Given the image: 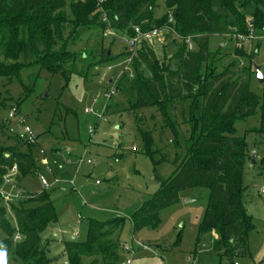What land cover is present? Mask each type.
Wrapping results in <instances>:
<instances>
[{
    "label": "trees",
    "instance_id": "obj_1",
    "mask_svg": "<svg viewBox=\"0 0 264 264\" xmlns=\"http://www.w3.org/2000/svg\"><path fill=\"white\" fill-rule=\"evenodd\" d=\"M159 1L0 0V79H18L22 83L24 69L32 67H38L41 72L60 74L67 82L77 74L76 56L67 50L64 37L65 23L71 22L68 9L78 27L70 40L90 31L106 33L111 29L119 35L131 36L136 26L144 31L171 26L176 40L179 39L182 45L172 58L174 66L171 62H161L153 49L145 45L146 42L142 43L143 49L132 58L133 74H123L115 85L116 95H123L127 99L126 105L108 104L103 113L108 116L157 108L167 118L164 114L166 106L188 102H191L189 111L198 110L197 118V114L191 113L194 123L186 157L180 165H175L173 174L166 181L158 179L160 189L131 216L132 229L136 234L146 228H158L162 212L180 202L181 192L203 188L209 191V202L196 246L216 233L218 240L211 244L210 251L228 260L247 257L249 235L253 229V219L242 202L247 149L244 140L236 136L235 126L256 113L260 97L251 90L252 65L245 67L242 63L233 71L235 66L229 64L221 73L216 72L217 66L230 53L226 56L223 47L212 52L210 41L213 37L248 36L253 24L262 30L264 0H165V15L155 19ZM170 16L174 21L171 25L168 23ZM249 18L252 23L247 22ZM187 39L193 44L191 50ZM241 46L235 48V56L251 60L252 54L243 49V44ZM100 57L98 64L90 66L109 65L116 60L108 50H103ZM145 71L149 72V77ZM22 86L27 93L31 91L23 83ZM262 86L260 129L264 133V83ZM138 132L142 134L145 153L151 156L150 137ZM19 136L23 146L27 147L26 152L17 146L0 147V187L14 167L17 184L33 171L44 175L45 170L37 168L33 152L39 145L37 139L30 143ZM20 195L19 204L11 205L14 227L0 205V243L6 247L7 255L14 248L16 261L51 264L43 234L52 224L58 223L54 203L46 191L30 197ZM33 201L37 203L35 207H25V203ZM124 225V218L91 220L85 243L64 242L68 264H85V258H92L91 264L124 263V260L120 261L118 242ZM114 233H117V239L113 242L108 237Z\"/></svg>",
    "mask_w": 264,
    "mask_h": 264
},
{
    "label": "rangeland",
    "instance_id": "obj_2",
    "mask_svg": "<svg viewBox=\"0 0 264 264\" xmlns=\"http://www.w3.org/2000/svg\"><path fill=\"white\" fill-rule=\"evenodd\" d=\"M158 6L155 19H161L166 13L165 0H160ZM67 16L71 22L65 23L64 37L67 50L76 56L74 65L77 69V74L69 82L60 74L38 71V67L24 69L22 73V83L27 90H31L29 93L18 79H0V147L17 146L26 152L27 147L23 146L19 135L23 136L24 127H28L38 137L39 145L33 151L37 168H42L40 153L43 150L53 170L44 171L47 181L52 184L48 189L42 185L38 171L24 177L20 184L16 183L15 175L9 173L13 183L8 184L4 180L1 185L0 205L10 224L15 226L11 205L19 204L22 199L20 193L30 197L46 191L58 214V223L52 224L43 234L51 264H68L64 242L74 240L85 243L91 220L110 221L115 218L125 219L118 237L121 248L124 245L131 247L129 253L119 249L121 262L264 264V133L260 129L263 86L254 77L256 67L264 72V43L260 39L264 38V28L258 30L254 24L250 26L255 38L244 43L243 49L252 54L251 60L235 56L237 45L242 48L235 39L213 37L210 41L212 52L223 47L226 56L230 53L217 66L216 72L221 73L223 67L229 64L235 66L233 71L239 69L242 63L245 67L252 65L251 90L260 97L256 113L235 126L236 136L244 140L247 149L242 202L253 219L249 256L228 260L210 251L211 244L218 240L216 233L196 246L209 202L207 189L193 188L181 192L180 202L162 212L158 228H146L134 234L131 216L160 189L158 179L166 181L173 174L175 165L183 162L191 145L194 123L191 115L197 114V118L198 110L189 111L191 102H188L166 106L164 114L167 118L157 108L103 116L108 104L114 106L121 103L124 107L127 103L121 94L111 101L108 95L123 74H133L127 57L122 56L129 51L118 38L106 33L83 32L78 38L70 40L78 27L73 22L70 9ZM252 21L247 19L249 23ZM176 39L175 35L166 34L144 44L153 49L161 62H171L173 67L172 58L182 46ZM142 45L136 53L143 49ZM103 50H108L116 60L109 65L90 66L100 62ZM145 75L150 76L147 71ZM12 108L17 113L15 118L10 119ZM138 130L150 137L151 156L145 153L143 137ZM66 143H70L71 163H67ZM53 147L60 148L57 156L51 153ZM185 200L194 201L184 204ZM24 205L32 208L37 203L33 201ZM108 239L114 242L117 233ZM92 261V258L84 259L85 264ZM8 264H25L15 260L14 248L8 255Z\"/></svg>",
    "mask_w": 264,
    "mask_h": 264
},
{
    "label": "built area",
    "instance_id": "obj_3",
    "mask_svg": "<svg viewBox=\"0 0 264 264\" xmlns=\"http://www.w3.org/2000/svg\"><path fill=\"white\" fill-rule=\"evenodd\" d=\"M103 21L106 22L107 20L103 19ZM168 23L170 25L174 24V21H173L171 16L169 17ZM133 31H134V33L131 36L119 35V34H117L115 31H113L111 29L106 31V35L114 36V37L118 38L121 41V43L125 44V46L128 49L129 53H131L130 57H127V61L129 62L128 63L129 65H131L132 58L134 57V55L137 52L138 47L140 45H142V43L147 42V41H151V40L156 39V38H160V37H162L163 35H166V34L176 35L175 30L169 25L165 26L162 29L153 28V29H150V30H147V31H144L140 27L136 26V27L133 28ZM254 38H255V35H254L253 29H250V32H249L248 36H242V35L235 36V39H236V41H237V43L239 45L244 44L246 42H250ZM260 39L264 43V38H260ZM187 44H188L190 50L193 49V44L191 42V39H187ZM241 65H243V64H241ZM116 92H117V90H116V86H115V89H113L109 93V95H108L109 97L108 98L110 99L113 96H115ZM16 113H17V110L15 108H12L10 110L9 118L10 119L15 118L16 117ZM19 122L23 123V121H19ZM23 137H24L25 140H27L30 143L36 142V139H37L36 135L28 127H24V129H23ZM41 155H43V157L46 155L43 150H41ZM6 157H8V155H6ZM41 162H42V164L48 165V162L45 159V157L41 160ZM67 162H69V160ZM81 162H83V161L81 160ZM88 164H91V163L88 162ZM9 173L15 175V177H16V174H17L16 167H14ZM9 173L6 175L5 181H6V183L11 184V183H13V177L11 175H9ZM55 182L57 183L58 181L55 180ZM41 183H42V185L44 186L45 189H48V188H50L52 186V184H50L47 181V179H46V177L44 175H41ZM71 184L73 185V183H71ZM262 195H264V190L262 191ZM19 197H21L20 194H19ZM6 201L10 202V199L6 198ZM17 240H20L19 236H17ZM123 249H124V251L126 253L131 252V247L129 245H124ZM122 264H131V262H130V260H127V261H124V263H122Z\"/></svg>",
    "mask_w": 264,
    "mask_h": 264
},
{
    "label": "crops",
    "instance_id": "obj_4",
    "mask_svg": "<svg viewBox=\"0 0 264 264\" xmlns=\"http://www.w3.org/2000/svg\"><path fill=\"white\" fill-rule=\"evenodd\" d=\"M69 144L70 143H66V144H64V145H66L65 147L66 148H64V151H65V154L67 155V161L69 160V162H67V163H71L70 162V148H69ZM66 149H69V151L67 152V150ZM52 150V149H51ZM59 151H60V148L59 147H53V150L51 151V153L53 154V155H55V156H57L58 154H59ZM41 154V153H40ZM45 157V159L47 160V162H48V165H45V164H42V162H41V164H42V170L44 171V170H49L50 172H53V170H52V167H51V163L49 162V160L47 159V155H45L44 156ZM44 157H42V159L44 158Z\"/></svg>",
    "mask_w": 264,
    "mask_h": 264
},
{
    "label": "water",
    "instance_id": "obj_5",
    "mask_svg": "<svg viewBox=\"0 0 264 264\" xmlns=\"http://www.w3.org/2000/svg\"><path fill=\"white\" fill-rule=\"evenodd\" d=\"M110 55V52H109ZM255 73H256V79L259 82V84L263 85L264 83V73L262 71V69L260 67H256L255 68ZM194 200H185L184 204H189L191 202H193Z\"/></svg>",
    "mask_w": 264,
    "mask_h": 264
},
{
    "label": "clouds",
    "instance_id": "obj_6",
    "mask_svg": "<svg viewBox=\"0 0 264 264\" xmlns=\"http://www.w3.org/2000/svg\"><path fill=\"white\" fill-rule=\"evenodd\" d=\"M0 264H8L7 249L2 243H0Z\"/></svg>",
    "mask_w": 264,
    "mask_h": 264
}]
</instances>
